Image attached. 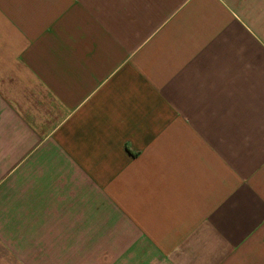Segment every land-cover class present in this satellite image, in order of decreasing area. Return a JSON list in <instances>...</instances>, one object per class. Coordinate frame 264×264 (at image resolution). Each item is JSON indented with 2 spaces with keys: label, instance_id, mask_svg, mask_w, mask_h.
I'll return each instance as SVG.
<instances>
[{
  "label": "crops",
  "instance_id": "1",
  "mask_svg": "<svg viewBox=\"0 0 264 264\" xmlns=\"http://www.w3.org/2000/svg\"><path fill=\"white\" fill-rule=\"evenodd\" d=\"M0 264H264V0H0Z\"/></svg>",
  "mask_w": 264,
  "mask_h": 264
}]
</instances>
